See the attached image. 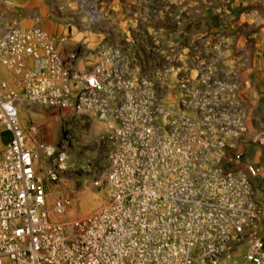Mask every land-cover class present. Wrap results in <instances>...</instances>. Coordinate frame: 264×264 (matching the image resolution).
I'll return each instance as SVG.
<instances>
[{
  "label": "built area",
  "instance_id": "1",
  "mask_svg": "<svg viewBox=\"0 0 264 264\" xmlns=\"http://www.w3.org/2000/svg\"><path fill=\"white\" fill-rule=\"evenodd\" d=\"M77 57L66 38L38 27L0 37V68L18 85L0 84V133L9 136L0 151V264H264L256 170L231 168L241 154L228 155L246 134L237 71L217 72L197 55L191 77L173 54L135 73L105 46L78 71ZM25 102L114 123L104 137L108 196L86 218L52 220L65 202L47 209L37 166L49 162L43 177L54 182L65 154L30 143L18 118Z\"/></svg>",
  "mask_w": 264,
  "mask_h": 264
},
{
  "label": "crops",
  "instance_id": "2",
  "mask_svg": "<svg viewBox=\"0 0 264 264\" xmlns=\"http://www.w3.org/2000/svg\"><path fill=\"white\" fill-rule=\"evenodd\" d=\"M8 1L10 7L0 4V16L5 8L9 18L5 21H11L7 30L38 27L53 39L66 38V47L78 52L74 64L78 71L89 67L102 46L118 50L135 73L149 74L156 59L173 54L181 55L183 72L190 71L197 55L217 72L236 70V96L244 108L246 134L228 155L241 154L231 168L244 170L250 165L256 170L250 183L254 200L262 206L264 241V142L258 143L264 138V0H87L93 15L88 20L67 13L74 7L82 10L85 0H61L58 14L52 12L50 0ZM7 30L0 31V37ZM0 84L18 88L2 68ZM105 126L110 132L114 123ZM2 134L6 133H0L1 139Z\"/></svg>",
  "mask_w": 264,
  "mask_h": 264
},
{
  "label": "rangeland",
  "instance_id": "3",
  "mask_svg": "<svg viewBox=\"0 0 264 264\" xmlns=\"http://www.w3.org/2000/svg\"><path fill=\"white\" fill-rule=\"evenodd\" d=\"M67 1L70 3L73 0ZM50 2L52 12L56 10L57 14L60 13L57 4H61V0H50ZM84 2L82 10L76 11L74 7L67 13L75 17L79 15L82 20L93 17L87 0ZM4 13H8L5 8L2 9L0 16L5 21L9 18ZM2 20H0V31L10 29L11 21ZM18 118L30 143L39 141L55 152L65 154V169L54 182L46 181L43 177V168L47 167L49 162L45 161V165L37 166L38 175L45 183L47 209L52 211L55 204L65 202V212L60 216L51 215L52 220L83 219L101 208L108 196L104 183L108 151L104 140L108 133L105 122L97 117H75L26 102L20 103ZM2 136L4 137L0 138V151L9 140L8 134Z\"/></svg>",
  "mask_w": 264,
  "mask_h": 264
}]
</instances>
